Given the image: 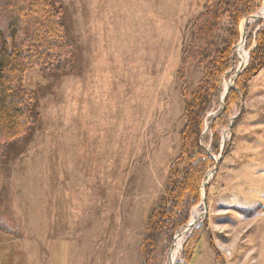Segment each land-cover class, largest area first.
Wrapping results in <instances>:
<instances>
[{
    "label": "rangeland",
    "instance_id": "1",
    "mask_svg": "<svg viewBox=\"0 0 264 264\" xmlns=\"http://www.w3.org/2000/svg\"><path fill=\"white\" fill-rule=\"evenodd\" d=\"M206 1L55 0L76 59L52 73L34 64L23 77L38 116L30 140L0 159V264H146L141 241L179 154L182 91L189 96L201 78L204 38L194 31ZM20 3L0 0L4 30L20 27ZM258 14L264 20V0ZM246 22L201 135L215 161L206 207H194L199 214L168 244L159 235L149 264L181 260L200 225L187 264H264V214L255 208L264 207V65L218 128L226 151H210V119L255 47L241 39L255 21Z\"/></svg>",
    "mask_w": 264,
    "mask_h": 264
},
{
    "label": "trees",
    "instance_id": "2",
    "mask_svg": "<svg viewBox=\"0 0 264 264\" xmlns=\"http://www.w3.org/2000/svg\"><path fill=\"white\" fill-rule=\"evenodd\" d=\"M207 1L199 14L205 20L194 31L195 37L204 38L200 50L203 57L201 78L189 96L182 91L184 124L179 132V154L169 165L164 192L149 215L146 235L141 241L146 264L153 258L159 235L163 234L168 244L174 232L186 225L191 215L199 214L191 210L201 205V186L208 171L215 166L200 141L206 115L217 99L222 79L234 71L238 61L235 50L241 22L253 19L263 2L213 0L209 4ZM17 15L21 21L19 28L14 21L9 22V31L0 25V159H5L17 145L30 140L38 116L36 94L23 82L25 73L34 64L51 73L70 70L76 59L74 41L66 30L62 8L55 6V0H21ZM261 22L264 20L246 27L245 50L253 41L255 47L249 53L246 68L237 75L233 86H227L218 115L210 119V151L217 155L221 147L222 154L226 151L218 128L228 125L231 105L238 103L239 96L246 92L248 80L264 65V25L255 31ZM255 208L264 214V207ZM200 228L201 225L189 234L182 259L174 264H187L197 241L195 232ZM0 229H5L1 221Z\"/></svg>",
    "mask_w": 264,
    "mask_h": 264
},
{
    "label": "water",
    "instance_id": "3",
    "mask_svg": "<svg viewBox=\"0 0 264 264\" xmlns=\"http://www.w3.org/2000/svg\"><path fill=\"white\" fill-rule=\"evenodd\" d=\"M260 17L258 16V15H256L255 17H254V19H259ZM246 29H245V27H243V29H242V35H241V39H244L245 37H246ZM216 164H217V162H216ZM214 168H216V167H214ZM212 176V175H211ZM210 176V177H211ZM207 183H208V181H205L203 184H202V187H201V192H202V198H201V200H202V203H203V206L204 207H206L205 206V199H204V191H205V188H206V186H207Z\"/></svg>",
    "mask_w": 264,
    "mask_h": 264
},
{
    "label": "bare ground",
    "instance_id": "4",
    "mask_svg": "<svg viewBox=\"0 0 264 264\" xmlns=\"http://www.w3.org/2000/svg\"><path fill=\"white\" fill-rule=\"evenodd\" d=\"M258 16H259V17H262V15H259V14H258ZM256 20H258V19H254V18H253V19H251V20H247V22L245 23L244 26H246L248 23H250V22H254V21H256ZM241 31H242V30H241ZM241 33H242V32H241Z\"/></svg>",
    "mask_w": 264,
    "mask_h": 264
}]
</instances>
